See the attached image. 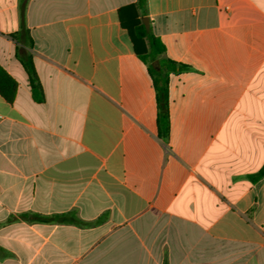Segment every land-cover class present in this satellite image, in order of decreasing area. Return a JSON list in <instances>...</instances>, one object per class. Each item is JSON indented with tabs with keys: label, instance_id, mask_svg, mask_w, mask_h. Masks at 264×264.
Instances as JSON below:
<instances>
[{
	"label": "crops",
	"instance_id": "0c3cea01",
	"mask_svg": "<svg viewBox=\"0 0 264 264\" xmlns=\"http://www.w3.org/2000/svg\"><path fill=\"white\" fill-rule=\"evenodd\" d=\"M136 1L0 0V264H264V0H147L177 63L167 140L119 19Z\"/></svg>",
	"mask_w": 264,
	"mask_h": 264
},
{
	"label": "trees",
	"instance_id": "16d2710c",
	"mask_svg": "<svg viewBox=\"0 0 264 264\" xmlns=\"http://www.w3.org/2000/svg\"><path fill=\"white\" fill-rule=\"evenodd\" d=\"M146 3L147 0H137L135 3L121 7L118 13L122 27L129 33L136 56L148 66L157 93L159 137L167 140L170 133L168 74L171 66L177 63L164 56L166 52L165 45L151 28L149 31L146 29L142 21V18L147 14ZM12 38L23 47H33V40L24 22H22L20 31L13 34ZM23 47L18 48V58L27 72L34 100L43 103L45 101L44 90L35 68L33 55L26 52ZM20 50H23V52L20 53ZM17 88L16 80L0 66V95L11 103L14 101ZM250 177L254 182L259 181L264 177V166L259 172ZM35 219L46 222L75 224L80 227L88 225L75 215L37 216Z\"/></svg>",
	"mask_w": 264,
	"mask_h": 264
},
{
	"label": "water",
	"instance_id": "95a60500",
	"mask_svg": "<svg viewBox=\"0 0 264 264\" xmlns=\"http://www.w3.org/2000/svg\"><path fill=\"white\" fill-rule=\"evenodd\" d=\"M142 21H143V23H144L146 29L149 31V30H150V21H149L148 17H146V16L143 17V18H142Z\"/></svg>",
	"mask_w": 264,
	"mask_h": 264
}]
</instances>
